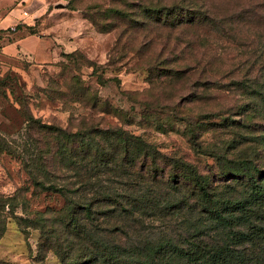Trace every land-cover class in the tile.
<instances>
[{"label":"rangeland","instance_id":"1","mask_svg":"<svg viewBox=\"0 0 264 264\" xmlns=\"http://www.w3.org/2000/svg\"><path fill=\"white\" fill-rule=\"evenodd\" d=\"M157 1L0 0V44L22 29L64 37L54 62L0 64V141L22 145L34 116L71 131L122 126L205 174L217 168L214 151L241 141L247 154L257 146L264 163V144L255 143L264 131L261 97L251 90L257 73L247 74L248 60L264 62V0H207L212 15L224 18L215 28H129V19L107 12L136 14L141 3ZM217 71L222 74L211 78ZM226 117L244 126H228ZM18 187L28 189L31 211L63 206L60 196L34 190L18 158L0 153V193ZM39 242V230L25 232L12 218L0 240V260L61 264L53 251L40 260Z\"/></svg>","mask_w":264,"mask_h":264},{"label":"trees","instance_id":"2","mask_svg":"<svg viewBox=\"0 0 264 264\" xmlns=\"http://www.w3.org/2000/svg\"><path fill=\"white\" fill-rule=\"evenodd\" d=\"M139 8L107 12L129 19V28H215L224 19L212 15L207 0H159ZM248 62L264 116V62ZM90 99L99 104L98 97ZM26 133L18 147L0 141V153L20 160L35 191L64 203L31 211L25 187L0 193V240L13 218L25 232L39 230L40 260L53 251L61 264H264V163L257 146L247 154L239 149L243 141L224 145L213 152L216 170L205 174L122 126L71 131L30 116ZM257 137L255 143L264 144V131Z\"/></svg>","mask_w":264,"mask_h":264},{"label":"crops","instance_id":"3","mask_svg":"<svg viewBox=\"0 0 264 264\" xmlns=\"http://www.w3.org/2000/svg\"><path fill=\"white\" fill-rule=\"evenodd\" d=\"M12 40L4 39L0 44V64L4 60L17 62L28 59L36 63L54 62L59 56L60 43L64 37L53 34L48 38H41L36 33L27 32L26 29L19 30L12 35Z\"/></svg>","mask_w":264,"mask_h":264},{"label":"built area","instance_id":"4","mask_svg":"<svg viewBox=\"0 0 264 264\" xmlns=\"http://www.w3.org/2000/svg\"><path fill=\"white\" fill-rule=\"evenodd\" d=\"M26 14H27V12H26Z\"/></svg>","mask_w":264,"mask_h":264}]
</instances>
